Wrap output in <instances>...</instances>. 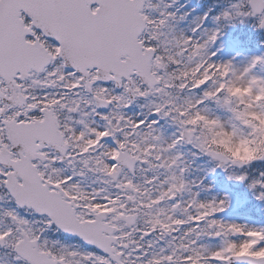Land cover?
I'll list each match as a JSON object with an SVG mask.
<instances>
[{"label":"snow or ice","instance_id":"obj_1","mask_svg":"<svg viewBox=\"0 0 264 264\" xmlns=\"http://www.w3.org/2000/svg\"><path fill=\"white\" fill-rule=\"evenodd\" d=\"M177 3L0 0V264H264V224L220 219L230 196L188 180L208 157L264 204V56L213 51L225 28L264 32V0L191 36Z\"/></svg>","mask_w":264,"mask_h":264},{"label":"rangeland","instance_id":"obj_2","mask_svg":"<svg viewBox=\"0 0 264 264\" xmlns=\"http://www.w3.org/2000/svg\"><path fill=\"white\" fill-rule=\"evenodd\" d=\"M196 2H198V0H178V3L175 5V9H179V15H184V14H189L187 15V18L185 21L181 22L177 27L178 30H183L185 32L186 35L191 36L192 32H191V28H194L196 26L197 23H199V19L200 17H203L204 15V11L202 8H199L198 4H196ZM211 8L214 10L215 15L219 14L222 6L220 5H212ZM205 27L210 29V30H214L216 28V25L213 23L212 19L209 22H206ZM235 32L234 27H228L224 29L223 35L218 39V41L216 42L213 51L217 52L216 57L214 58L217 62H226L228 60H232L235 64H237L238 66H244L245 64H247V62L255 57V56H264V52L263 54H258V53H252L251 51L248 52H244L241 51V49H237V48H233L232 45L233 43L229 40V34L228 32ZM234 94H246L243 92V90L240 89H236ZM142 110V111H140ZM144 110L146 109H139L137 108L136 110H133V116L134 118H142L141 113L144 112ZM146 114V111L144 112ZM152 119H157L156 117H151ZM161 127L165 130V135L167 137H171L173 135V133H175L176 129L171 126L168 122L166 121H161L160 122ZM190 150L187 149V151L190 152H194V149ZM230 151H233V149L229 148ZM184 153H186L184 151ZM185 158L189 161H191L193 159L192 156L185 154ZM200 160V159H199ZM211 161L207 160V161H195V164H193L191 170H190V174L188 175V180L189 181H196L199 182L201 179L204 180L205 185L210 189V191H204L202 194V200L205 199H212L213 197H223L224 195H228L231 198L232 201V206L231 208L224 214L221 215L220 219H223L227 222H237V223H248V224H254V225H260L257 221H253L250 220V213L249 210H245L244 213H238L236 214V216H231V209L233 208V210H235V208L237 207H241L242 202H237V205H235L236 199L234 198L233 195L230 194V192L228 191L229 187H233L235 188L240 194V197L243 199H248L249 202L248 203H254V201H256L251 194L247 191V189L241 185L238 184L234 181H229L228 180V174L225 173L223 170H219L218 171V175L217 177L219 178L217 182V178H215L212 173L210 172V169L214 166H211ZM261 167V166H254L253 169H251L250 171L252 172V174H256L258 175V171L257 168ZM213 181H215L216 184H220V192H215V194L212 192L213 188H212V183ZM262 209H264V204L263 206H259L255 208V213L259 214L262 222L261 224H264V211H262ZM253 212V211H252ZM250 250V246L248 248H244L241 250V252L239 254L242 253H248V251Z\"/></svg>","mask_w":264,"mask_h":264},{"label":"clouds","instance_id":"obj_3","mask_svg":"<svg viewBox=\"0 0 264 264\" xmlns=\"http://www.w3.org/2000/svg\"><path fill=\"white\" fill-rule=\"evenodd\" d=\"M233 155L241 160H250L255 158V150L249 148L247 144L240 145L233 149Z\"/></svg>","mask_w":264,"mask_h":264},{"label":"flooded vegetation","instance_id":"obj_4","mask_svg":"<svg viewBox=\"0 0 264 264\" xmlns=\"http://www.w3.org/2000/svg\"><path fill=\"white\" fill-rule=\"evenodd\" d=\"M132 112H133V111H132V108H130V109L128 110V115H129V116H132V117L134 118ZM143 118H144V116H143ZM143 118H141V119H143ZM197 183H198V182H197ZM212 192L215 194V192H214L213 190H212ZM202 194H203V192L201 193L200 198H202ZM51 238H52V239H61V240L65 241V242H67V243H74V242H75L74 239H73L72 237H68V236H65V235H63V234H56V235H53Z\"/></svg>","mask_w":264,"mask_h":264},{"label":"trees","instance_id":"obj_5","mask_svg":"<svg viewBox=\"0 0 264 264\" xmlns=\"http://www.w3.org/2000/svg\"><path fill=\"white\" fill-rule=\"evenodd\" d=\"M239 40L241 41V44L248 45L250 47L253 44V41H251L249 38L239 37Z\"/></svg>","mask_w":264,"mask_h":264}]
</instances>
